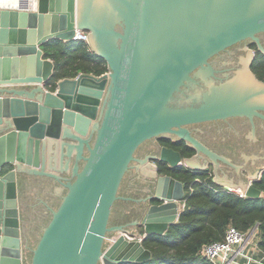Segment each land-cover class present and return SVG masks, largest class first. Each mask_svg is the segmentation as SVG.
I'll list each match as a JSON object with an SVG mask.
<instances>
[{
	"label": "water",
	"instance_id": "water-1",
	"mask_svg": "<svg viewBox=\"0 0 264 264\" xmlns=\"http://www.w3.org/2000/svg\"><path fill=\"white\" fill-rule=\"evenodd\" d=\"M76 29L89 32L87 43L108 71L63 79L50 91L55 65L42 47L75 41ZM263 35L264 0H28L22 9L0 7V264H27L19 198L31 177L53 179L66 194L56 209L48 207L50 221L29 264L149 260L144 240L177 223L186 200L185 184L152 161L200 173L210 159L219 187L261 198L255 183L264 158L258 166L252 161L248 177L241 173L247 167L210 149L192 127L264 120V81L251 70L255 54L246 47L252 42L264 55ZM235 46L244 50L242 67L219 76L213 58ZM19 64L21 71L10 73ZM167 137L197 155L184 158L163 146L156 155H137ZM119 201L136 208L124 211L129 223L113 225ZM136 226L143 238L129 239Z\"/></svg>",
	"mask_w": 264,
	"mask_h": 264
},
{
	"label": "trees",
	"instance_id": "trees-1",
	"mask_svg": "<svg viewBox=\"0 0 264 264\" xmlns=\"http://www.w3.org/2000/svg\"><path fill=\"white\" fill-rule=\"evenodd\" d=\"M44 58L54 62L55 69L46 88L55 91L59 81L80 74L101 76L108 71L107 62L97 56L84 41L52 40L42 47ZM256 76L264 81V55L258 51L252 64ZM178 148L190 158L195 151L184 143ZM160 173L185 184L186 206L177 223L163 235H150L143 244L152 256L139 263L122 264H212L202 256L208 244L224 239L229 226L247 232L259 225L258 246L264 254V197H241L219 187L209 170L200 173L160 164ZM255 186L264 192V174ZM143 231V230H142Z\"/></svg>",
	"mask_w": 264,
	"mask_h": 264
},
{
	"label": "flooded vegetation",
	"instance_id": "flooded-vegetation-1",
	"mask_svg": "<svg viewBox=\"0 0 264 264\" xmlns=\"http://www.w3.org/2000/svg\"><path fill=\"white\" fill-rule=\"evenodd\" d=\"M262 43L264 44V35L262 36ZM246 47L252 50L255 54V58L257 56L258 47L256 44L252 42H247ZM240 54H244V50L242 47L240 49L235 47H231L225 52L213 58L214 61L213 66L220 69L223 73L219 76L230 75V77L234 76L238 68L242 67L240 62ZM253 64V62H252ZM252 70V65H251ZM253 71V70H252ZM254 73V72H253ZM255 74V73H254ZM256 75V74H255ZM254 127L252 121L247 117H233L228 118L226 120H219L214 122L202 123L195 125L192 127L193 133L210 149L213 151L223 154L224 156L231 159V161L235 165H242L243 167H247L246 170L251 169L254 165L252 161H256V166L262 162L264 158V120L259 117L254 118ZM254 130L255 136L252 137V132ZM184 143L187 147L193 149L195 151L194 155H197V151L191 147L187 142L179 139H174V137H167L163 139H155L145 143L138 151L139 157H145L147 155H156L159 153V147H169L174 148L176 151L180 152L183 156V153L178 149L183 146H179V144ZM256 155L255 159L244 158L245 155ZM192 155V156H194ZM191 156V157H192ZM184 157V156H183ZM186 158V157H184ZM154 164L160 167V164H163L159 161H152ZM208 163H210V168L208 169L213 174L212 161L207 159ZM223 166L228 167L229 165L224 164ZM40 177H36L33 180V183L37 186L40 184L38 181ZM214 178V177H213ZM231 178V177H230ZM50 178H48V183ZM53 181V179H52ZM236 182H240V179L234 180ZM186 190V195H187ZM131 197V195L127 196ZM135 203L131 201H119L115 206V210L112 215V224L113 225H124L131 221V215L127 213L124 215V211H135ZM117 213V214H116ZM134 213V212H133ZM50 216V211L48 209H43L41 214L42 219H47ZM134 216V214H132ZM32 228H35L36 224L31 223ZM30 230V229H29ZM36 230L32 229L29 231V239H30V248L34 244V240L32 238V233ZM28 230L23 229L24 236V244L23 249L26 252L27 240H28ZM28 244V245H29ZM29 248V249H30ZM28 251V250H27Z\"/></svg>",
	"mask_w": 264,
	"mask_h": 264
},
{
	"label": "crops",
	"instance_id": "crops-1",
	"mask_svg": "<svg viewBox=\"0 0 264 264\" xmlns=\"http://www.w3.org/2000/svg\"><path fill=\"white\" fill-rule=\"evenodd\" d=\"M17 66V67H16ZM17 68V69H16ZM21 71V65H15V66H11L9 68L10 73H13L14 71ZM3 72V68L1 70ZM17 88H22L23 86L17 85L15 86ZM62 147L60 146V151H59V161L58 164H63V158L66 157H62ZM75 151L72 152V161L71 164H69V168H68V173L65 174L67 176H69V178H71V174H72V168L74 167V158H75ZM152 165H156L153 162L151 163ZM60 168H63L62 166H58ZM213 167V166H212ZM67 167L64 166V168L62 170H66ZM241 173H245L247 174L248 177L249 176V171H247L245 168L241 169ZM213 177H214V169H213ZM36 177H31V179H35ZM251 179V178H250ZM40 181H38L40 184L39 186L34 185L33 180L26 183L25 185L23 184L22 187L20 188V198H19V203H20V214H21V220H22V229H26V226L31 225V220H32V216L34 215V213H37V211L39 210H43V209H48V207L52 206V208L54 207L55 209L60 205L61 201H62V197L66 194V190L64 189V187H62V185L51 179V181L49 180L48 183V178L46 177H40L39 178ZM49 210V209H48ZM137 233L136 234H132L131 236L133 238H136L140 235H144V231H142V229L140 227H137ZM248 252L255 258V260L257 262L262 261L264 262V254L262 253L261 249L259 248V246H255L252 245ZM255 264V263H252Z\"/></svg>",
	"mask_w": 264,
	"mask_h": 264
},
{
	"label": "built area",
	"instance_id": "built-area-1",
	"mask_svg": "<svg viewBox=\"0 0 264 264\" xmlns=\"http://www.w3.org/2000/svg\"><path fill=\"white\" fill-rule=\"evenodd\" d=\"M25 7V6H24ZM22 6L8 7L13 9H22ZM88 31L76 29L75 41H88ZM261 174L257 178L261 180ZM229 191L237 193L241 197H247L243 190L228 189ZM187 196V195H186ZM264 197V192H262ZM186 200L184 201V208ZM184 210V209H183ZM141 235L140 238H143ZM129 239H134L129 237ZM259 242V225H256L247 232H243L237 227L231 225L226 231L225 237L221 241H215L208 244L202 250V256L209 260L212 264H264V262H257L255 258L248 252L252 245L258 246Z\"/></svg>",
	"mask_w": 264,
	"mask_h": 264
},
{
	"label": "rangeland",
	"instance_id": "rangeland-1",
	"mask_svg": "<svg viewBox=\"0 0 264 264\" xmlns=\"http://www.w3.org/2000/svg\"><path fill=\"white\" fill-rule=\"evenodd\" d=\"M43 210H39L37 211V213H34V215L32 216V220L30 223H34L36 224L35 228H32L33 226L29 225V226H26V230H28V240H27V250L25 252V260H26V263L29 264L30 261H31V257H32V252H31V249L35 248L37 242H38V239L40 237V235L42 234L43 232V229L44 227H46V225L48 224V222L50 221V216L45 220V219H42L41 217V214H42ZM32 229H35L36 231L34 233H32V238L34 240V244L33 246L30 248V239H29V231ZM29 244V245H28ZM30 248V249H29Z\"/></svg>",
	"mask_w": 264,
	"mask_h": 264
},
{
	"label": "bare ground",
	"instance_id": "bare-ground-1",
	"mask_svg": "<svg viewBox=\"0 0 264 264\" xmlns=\"http://www.w3.org/2000/svg\"><path fill=\"white\" fill-rule=\"evenodd\" d=\"M28 0H0V7H24Z\"/></svg>",
	"mask_w": 264,
	"mask_h": 264
}]
</instances>
